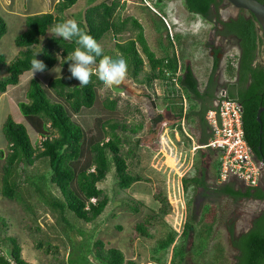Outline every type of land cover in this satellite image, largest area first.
Here are the masks:
<instances>
[{"label":"trees","instance_id":"trees-1","mask_svg":"<svg viewBox=\"0 0 264 264\" xmlns=\"http://www.w3.org/2000/svg\"><path fill=\"white\" fill-rule=\"evenodd\" d=\"M258 1L264 2V0ZM75 2L76 0H57L53 5V11L37 12L24 17L25 28L13 39L19 50L5 65L7 75L0 79V92H5L8 86L18 85L24 74L32 72L30 61L36 53V59L45 65L44 70L38 71L39 74H44L43 76L51 74L56 66L67 69L70 61L64 62L63 58L77 47L75 38L64 40L52 34L40 49L36 50L35 45L39 43L40 36L46 34L49 26L65 20L62 13ZM183 2L187 11L213 22L215 35L235 39L238 46L236 66L226 63L227 80L224 86L228 96L236 98L241 105L245 141L255 159L264 160V110L259 113L260 121L255 117L258 107L264 105V60L258 61L264 41L254 16L247 10L235 8L234 16L221 18L219 9L222 5L229 4L225 0H183ZM116 6L115 0L110 2L101 0L89 5L83 13V21L77 18L76 22L98 42L106 32L115 35L122 33L126 29L127 21H130V27L135 30L134 35L123 41H115L117 54L113 58H124L126 74L131 79L148 84L154 79L161 82L164 86L162 99L171 104V110L177 119L182 116V105L173 78L179 64L180 72L177 80L187 99L184 121L189 117L196 118V127L200 130L197 140L200 144L205 143L208 133L205 130L207 125L204 113L214 98L216 82L212 74L217 69L219 48L207 45L213 51L211 75L208 77L205 89L200 91L192 65L183 60L182 53L175 54L174 51L169 52L166 49L161 56H156L146 42L140 22L131 16L120 18L118 14L114 15ZM5 31L6 23L0 16V35ZM172 46V40L169 39V47ZM102 55L107 56V53L104 54L102 50ZM99 59L100 57H97L96 61L98 62ZM144 60L148 69L144 78L140 80L138 75L143 72ZM2 61L3 56L0 55V62ZM98 84L95 73L90 75L89 83L83 86L79 84L69 86L61 75H49L45 83L36 75L26 80L23 85V99L16 97L17 107L24 121H16L11 115H7L1 125V132L6 141L3 163L0 167L2 196L11 200H23L19 189L22 176L23 181L38 192L48 205L59 210L62 221L68 225V221L63 216L65 210L71 211L84 222L93 221L102 213L108 202V196L97 186V183L105 178L111 167L115 171L117 185L120 188H127L132 182L141 179L139 175L128 172L125 158L120 151L125 135L119 133L118 129L124 132L127 127L117 120L116 99L101 98L97 91ZM53 96L56 99H52ZM196 102L200 105L198 110L194 107ZM161 120V113H156L150 117V124L154 128ZM26 123L40 135L39 142L31 139ZM140 127L141 124H138L129 130L133 133ZM206 148L215 154L213 167L216 174L217 149ZM37 159H43L48 166L47 175H26L22 169L32 165ZM192 165L196 166L194 162ZM47 183L54 186L58 196L53 195L48 189L44 191L43 188H46ZM181 184L184 189L188 186L193 189L200 188L201 198L224 195L235 200L247 198L264 203V188L260 184L244 187H236L232 182L208 184L204 168L196 167L190 176L184 174L181 177ZM157 200L162 205L159 209L160 217L166 212L168 205L164 197ZM23 203L25 208H30L26 201ZM0 223L4 225L2 217ZM195 224H197V213L193 211L190 220L184 221L177 237L174 230H169L157 241L154 251L169 250L168 260L159 261V258H152L149 261L158 264H182L187 250H195V242L186 243L189 233L193 232L197 241L202 238L199 237L202 230L197 229ZM233 227V222L227 225L229 245L236 251L233 264H264V208L250 219L246 230L236 234ZM135 229L142 235L147 234L143 222L137 223ZM208 230L210 224L207 226V234ZM205 239L199 242L205 245ZM1 242L6 244V248L0 249V264H33L22 258L20 245L14 235L2 237ZM42 244V241H37L35 246L42 247ZM50 248L47 242L43 246L45 251H49ZM79 248L76 249L73 245L71 255L67 259L64 260L62 253L59 263L51 264H85L87 254H91L102 264H137L133 259L125 260L119 248H105L99 239L92 241V244L85 242ZM53 250L58 252L56 246ZM77 250L80 253H77Z\"/></svg>","mask_w":264,"mask_h":264},{"label":"rangeland","instance_id":"rangeland-1","mask_svg":"<svg viewBox=\"0 0 264 264\" xmlns=\"http://www.w3.org/2000/svg\"><path fill=\"white\" fill-rule=\"evenodd\" d=\"M56 1L0 0V16L6 23V31L0 35V55L3 56V61L0 62V79L7 75L6 63L16 56L19 50L13 39L25 28L24 17L37 12L53 11ZM99 1L101 0H76L64 10L62 16L65 20L76 21L79 18L83 21L85 9ZM115 1L117 6L114 15L118 14L120 18L130 16L136 18L142 25L149 48L156 56H161L166 49L169 52L182 53L184 61L190 62L193 69L202 72L199 73V77L197 75L199 80L205 76L204 73L209 70L212 62L208 44L213 45L215 42L216 47L219 48L218 69L223 66L227 53L233 55L238 50L233 37L215 35L213 22L187 11L183 0ZM218 12L221 18H227L235 15L236 9L225 4ZM55 25L49 26L46 34L40 36L39 43L35 45L36 50L46 44L50 35H56L53 32ZM126 25L122 33L115 35L106 32L98 41L104 54L107 53L109 58L117 54L115 41H123L134 35L135 30L130 27V21H127ZM169 39H172L175 50L174 46L169 47ZM261 49L259 62L264 60V45ZM90 68L93 70L92 73H95L96 64L94 63ZM147 69L148 65L144 60L143 72L138 75V79L144 78ZM33 75L41 78L44 83L49 75H61L69 86L79 84L78 80L70 78L68 67L63 69L56 66L51 74L45 76L38 71L24 74L18 85L8 86L5 92H0V151L2 152L0 167L6 144L1 132L2 122L7 115H11L16 121H24L17 107L16 97L23 99V85ZM163 89V84L157 79L148 84L133 80L127 74L119 84L111 87H105L100 83L97 85L101 98L116 99L117 120L127 127L124 132L118 129L119 133L125 135L120 151L125 158L128 172L139 175L140 180L132 182L127 188H120L117 185L115 171L111 167L105 178L97 183V186L108 196V202L102 213L93 221L84 222L71 211L65 210L63 216L68 221L67 225L62 221L59 210L48 205L38 192L23 181L21 176L19 189L23 200H11L0 193V217L4 221V225L0 223V242L4 236L14 235L20 245L22 258L33 264L59 263L62 253L64 260L71 255L73 245L76 249H80L81 244L84 245L85 242L92 244V241L98 239L105 248H119L125 260L133 259L137 264H158L149 260L159 258V261H167L169 250L154 251L157 241L169 230H174L177 237L184 221L190 220V215L195 211L197 213L195 226L202 230L199 236L202 238L199 241L202 242L204 238L206 241L203 245L196 240L197 237L193 232L189 233L186 243L195 242V250H187L182 264H233L236 251L229 245L226 226L233 222L236 231L246 228L252 216L257 214L264 204L259 200L247 198L235 200L224 195L201 198L200 188L193 189L191 186L187 189L182 187L181 193L178 185V181L181 180L179 177L184 174L190 176L196 167L205 169L208 184L220 182L216 180L215 167H213L215 154L206 147L191 149L193 139L189 137L191 135L189 121H184L185 130L189 135L182 132L180 126H176L177 138L174 133L170 134V130L161 131L160 122L154 128L150 124V117L160 113L166 104L161 99ZM52 99H56L55 96ZM161 115L167 116L165 109ZM138 124H141V127L136 132H130L129 129ZM27 129L31 139L39 142L40 135L28 124ZM193 162L196 165L194 167L190 166ZM261 169L259 184L264 188V164L261 165ZM22 170L30 176L47 175L48 166L43 159H37ZM228 182L241 186V182L234 178ZM43 189L44 191L48 189L55 196L59 195L54 186L48 183ZM162 197L166 199L168 206L166 212L159 217V209L162 205L157 199ZM23 201H26L30 208H25ZM139 222L144 223L147 234L142 235L137 232L135 225ZM208 224L210 230L207 234ZM37 241H42V247L35 246ZM46 242L51 246L49 251L43 249ZM54 246L57 247L58 252L53 250ZM5 248L6 244L1 242L0 249ZM197 251L200 253L196 254ZM77 253H80L79 250Z\"/></svg>","mask_w":264,"mask_h":264},{"label":"built area","instance_id":"built-area-1","mask_svg":"<svg viewBox=\"0 0 264 264\" xmlns=\"http://www.w3.org/2000/svg\"><path fill=\"white\" fill-rule=\"evenodd\" d=\"M173 48L175 50V46ZM237 53L238 50L235 51L233 55H228L229 53L226 54L225 61L223 63L224 69L226 63L228 62L231 66H236ZM179 72L180 69L178 64L173 78V83L180 95L182 116L177 120V124L180 126L182 132L187 134L183 122L184 113L187 107V99L180 83L177 80ZM224 83L217 87L215 96L212 100V105L204 113V119L207 123L210 136L203 147L217 149V182H223L234 178L244 183L246 186H256L259 185L262 163L261 161L255 159L251 148L243 137L241 105L236 98L228 96ZM167 128V121H161L160 130L166 131ZM195 148H197V146L192 147V149ZM181 177L182 175L179 179H181ZM178 185L182 193L181 180L178 181ZM86 260L85 264H102L93 258L91 254H87Z\"/></svg>","mask_w":264,"mask_h":264},{"label":"clouds","instance_id":"clouds-1","mask_svg":"<svg viewBox=\"0 0 264 264\" xmlns=\"http://www.w3.org/2000/svg\"><path fill=\"white\" fill-rule=\"evenodd\" d=\"M53 32L64 40L75 38L77 47L63 58L68 63V72L70 78L78 80L79 85L83 86L89 83L92 74L91 65L96 64L95 75L99 83L105 87H111L119 84L126 76V61L122 57L109 58L102 55V49L97 40L80 28L73 19H66L57 23ZM37 54V53H36ZM34 58L30 61V70L32 73L42 71L45 65L42 61ZM100 57L99 61L96 58Z\"/></svg>","mask_w":264,"mask_h":264},{"label":"crops","instance_id":"crops-1","mask_svg":"<svg viewBox=\"0 0 264 264\" xmlns=\"http://www.w3.org/2000/svg\"><path fill=\"white\" fill-rule=\"evenodd\" d=\"M211 66V65H210ZM219 68H220V66H219ZM198 70V71H197ZM193 71H194V73H195V75H196V77H197V75H198V77H199V73H202L199 69H193ZM217 73V74H216ZM204 77L202 78L201 77V80H199V78L197 77V79H198V86H199V89H200V91H203L204 89H205V86H206V83H207V81H208V77L211 75V69L209 68V70L207 71L206 70V72L204 73ZM212 78L213 79H215V82H216V86H215V88H214V96H215V92H216V89H217V87L220 85V84H223L225 81H226V79H227V75L225 74V69L223 68V66L221 67V69H218V67H217V69L213 72V74H212ZM219 81V82H218ZM162 96H163V94L161 95V99H162ZM165 101V100H164ZM165 106H164V109H165V111H166V113H167V116H162L163 118H162V120L161 121H163V120H165V121H168V128H167V130H170V134L172 135L173 133H174V135H175V138H177V136H178V131L175 129L176 128V126H179L178 124H177V118H174V116H173V111L171 110V104L170 103H168L167 101H165ZM212 105V103H210V104H208V108L210 107ZM199 104H198V102H196V103H194V107H195V109L196 110H198L199 109ZM207 108V109H208ZM164 109H162L161 111H160V113L162 114L163 113V110ZM206 109V110H207ZM170 110H171V113H170ZM166 117V118H165ZM177 119V120H176ZM160 121V122H161ZM186 121V120H185ZM187 121H189L190 123H191V127H189V131H190V134L194 137H192L191 135H189V137L191 138V139H193V141H192V146H191V149H192V147L193 146H197V148H199V147H203V145L206 143H199L198 142V136H199V134H200V130L196 127V118L195 119H193V118H191V117H189L188 118V120ZM183 122H184V119H183ZM206 125H207V123H206ZM185 127V126H184ZM186 129V128H185ZM194 132H192V131ZM205 130H206V133H208V137H207V140H208V138H209V136H210V132H209V129H208V126L205 128ZM195 139V140H194ZM206 140V141H207ZM197 148H195V149H197ZM192 150H194V149H192ZM191 162V161H190ZM190 164V163H189ZM207 202V201H206ZM205 202V203H206ZM204 203V204H205ZM151 262V261H150Z\"/></svg>","mask_w":264,"mask_h":264},{"label":"water","instance_id":"water-1","mask_svg":"<svg viewBox=\"0 0 264 264\" xmlns=\"http://www.w3.org/2000/svg\"><path fill=\"white\" fill-rule=\"evenodd\" d=\"M225 1L236 9L242 8L244 10L249 11L254 16L264 41V2H260L258 0H225ZM262 110H264V105L259 106L256 111L255 117L257 121H260L259 113ZM261 163L264 164V160H261Z\"/></svg>","mask_w":264,"mask_h":264},{"label":"flooded vegetation","instance_id":"flooded-vegetation-1","mask_svg":"<svg viewBox=\"0 0 264 264\" xmlns=\"http://www.w3.org/2000/svg\"><path fill=\"white\" fill-rule=\"evenodd\" d=\"M223 19H225V18H223ZM216 45H217V44H216L215 42H213V45H212L211 47L216 48ZM210 53L212 54L213 51L210 50ZM219 57H220V56L218 55V59H219ZM224 182H228V180H227V181L220 182V183H224ZM220 183H219V184H220ZM233 184H234V183H233ZM240 184H241V186H236V187H244V186H246V185H244V183H242V182H241ZM261 202H262V201H261ZM262 203H263V202H262ZM263 204H264V203H263ZM263 208H264V207H263ZM259 211H260V210H259ZM259 211H258V212H259ZM253 216H254V215H253ZM253 216H252V217H253ZM248 226H249V225H248ZM248 226H247L246 228L243 227L242 229H239V231H236V230L234 229V227H233V230L235 231L236 234H239V233H241L242 231L246 230V229L248 228ZM226 231H227V234H228L227 226H226ZM228 241H229V239H228Z\"/></svg>","mask_w":264,"mask_h":264},{"label":"bare ground","instance_id":"bare-ground-1","mask_svg":"<svg viewBox=\"0 0 264 264\" xmlns=\"http://www.w3.org/2000/svg\"><path fill=\"white\" fill-rule=\"evenodd\" d=\"M235 180V179H234ZM229 181V180H228Z\"/></svg>","mask_w":264,"mask_h":264}]
</instances>
